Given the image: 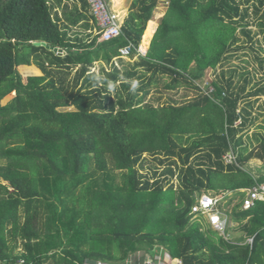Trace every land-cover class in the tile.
<instances>
[{
    "label": "trees",
    "instance_id": "16d2710c",
    "mask_svg": "<svg viewBox=\"0 0 264 264\" xmlns=\"http://www.w3.org/2000/svg\"><path fill=\"white\" fill-rule=\"evenodd\" d=\"M60 1L0 0V264H264V201L239 191L264 180V0H165L144 55L159 0L107 41L85 0L64 21ZM202 192L225 194L228 238L191 215Z\"/></svg>",
    "mask_w": 264,
    "mask_h": 264
},
{
    "label": "built area",
    "instance_id": "2783aa9c",
    "mask_svg": "<svg viewBox=\"0 0 264 264\" xmlns=\"http://www.w3.org/2000/svg\"><path fill=\"white\" fill-rule=\"evenodd\" d=\"M88 4L89 14L92 16L96 23V32L99 34V41H107L113 39L122 34L121 23L119 21L118 14L112 11L107 4L106 0H85ZM135 47L131 42L119 49V56L126 58L130 55ZM138 53L145 54V51L136 49ZM196 84H199L196 82ZM200 88L207 94L213 92V86L211 81L203 79L202 83L199 84ZM238 120L236 123H239ZM225 162L230 163L235 161V153L230 149L223 155ZM244 195L242 196L241 209L247 210L255 206L258 201H264V180L256 182L250 188L239 189ZM224 194H211L210 192H202L197 196L196 202L191 206V215L196 217L202 215L206 218L213 230L219 234L226 236V228L228 226V215L225 211L218 208V204L223 199ZM228 238V237H227ZM248 242H252V238H248ZM147 256V255H146ZM151 258V257H150ZM145 258L146 264H152ZM19 264H23L22 261ZM95 264H102L97 262ZM172 264H182L181 260L176 259Z\"/></svg>",
    "mask_w": 264,
    "mask_h": 264
},
{
    "label": "crops",
    "instance_id": "0c3cea01",
    "mask_svg": "<svg viewBox=\"0 0 264 264\" xmlns=\"http://www.w3.org/2000/svg\"><path fill=\"white\" fill-rule=\"evenodd\" d=\"M53 0H51L52 2ZM107 1V4H108V7L114 11L116 14H118V17H119V21L121 23V25L124 23V20H126V18H128L130 16V14L136 10V8L134 7V2L136 0H106ZM160 2V0H159ZM160 3H158V6H159ZM68 6V9L67 11L70 12V10H73V8H77L80 9V0H61L59 4H56L55 7H54V11L58 14V16L63 20V12H64V6ZM157 6V8L155 9L154 11V16H153V19L149 20L146 24V28L144 30V33H143V37L141 39L142 41V44L140 45V49L142 51H146L148 50L149 48V45H150V42H151V39L154 35V32L157 28V17L158 16H162L160 15V8ZM165 8H166V2L164 4ZM157 16V17H156ZM148 29H151L150 30V33L148 35V38L146 41L145 38H146V34H147V30ZM76 31H84L83 28L78 25V26H75V27H71V33L73 32H76ZM144 41V42H143ZM57 53V52H56ZM129 58L126 57L124 58V60H126ZM135 59V57L133 58ZM100 64V63H99ZM248 135H251V131H249V134ZM231 150L234 152V150L231 148ZM252 166L254 168V170L258 171L259 168V164L258 162H252ZM232 192H228V196L231 195ZM225 195V194H224ZM244 195V194H243ZM229 207V206H228ZM228 207L226 209H228ZM231 209V207L229 208V210Z\"/></svg>",
    "mask_w": 264,
    "mask_h": 264
},
{
    "label": "rangeland",
    "instance_id": "374dc122",
    "mask_svg": "<svg viewBox=\"0 0 264 264\" xmlns=\"http://www.w3.org/2000/svg\"><path fill=\"white\" fill-rule=\"evenodd\" d=\"M159 3L160 4H159L158 7L160 8V10H159L160 13H161L160 15H163L164 14V11H165V6H164L165 0H160ZM159 17H161V16H158L157 17V20H158ZM141 44H142V41H141L140 45ZM140 45H139V49H140ZM243 59L247 60V57H242V58H239V59H235V61L233 60V62H234V64H240V66L248 65L245 62H243ZM133 60H135V59H133V58L130 59L129 58V60L126 59L125 61L131 63V62H133ZM249 61H250V65H249L250 68H252L253 66H255L256 68H258V66L256 65V62H254L251 59H249ZM16 69L18 71V74H20V78H21L20 81L24 84V86H26L28 84L29 78H39V77L42 78V75H43L42 72L39 69H36L33 66H32V68L25 67V66H19ZM92 70L96 71V73L101 72L100 71V64L96 62L95 65H94V67L92 68ZM208 71L209 72H207V74H205L204 79L207 80V81H211V79H212L211 78V76H212L211 75L212 70H208ZM255 78L258 79V78H261V77H260V75H256ZM12 97H13V92L7 94L4 98H2L1 103L2 104H6ZM258 106H264V96H262V97H260L258 99ZM70 109H72V108L71 107L70 108H58V110H70ZM261 112L264 113V107L261 110ZM258 116L259 117L257 119L256 125H258V124H259V126L260 125H263L262 118L264 117V115L260 113V115H258ZM238 197H239L238 195H237V197H235V195H234V197H232V199L233 198L236 199ZM225 200L227 201V199H225ZM226 201H222L224 207L226 205ZM227 207H228V205L225 208H227ZM228 210H229V207H228ZM200 222L203 223V224H205V222H206L205 218L204 217L203 218H200ZM235 225L236 224H234V225L232 224V226H235ZM150 257L153 258L152 255H149V254L146 256V258H147L146 260L148 262H151L152 261V259ZM139 258H140V254L137 253V258L136 259H139ZM131 260H132V258L130 259V262L132 263ZM157 260H160V261L162 260V261L166 262V264H172V263H174L176 261V259H174V260L168 259V261H166L164 259V257H163V253L158 256V259ZM161 263H163V262H161ZM87 264H92V263H89L88 262Z\"/></svg>",
    "mask_w": 264,
    "mask_h": 264
},
{
    "label": "water",
    "instance_id": "95a60500",
    "mask_svg": "<svg viewBox=\"0 0 264 264\" xmlns=\"http://www.w3.org/2000/svg\"><path fill=\"white\" fill-rule=\"evenodd\" d=\"M34 44L35 45H44L46 48L52 49L54 52H57V53L59 51L57 48H51L48 45H46L45 43H43V42H34Z\"/></svg>",
    "mask_w": 264,
    "mask_h": 264
}]
</instances>
